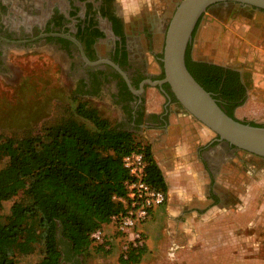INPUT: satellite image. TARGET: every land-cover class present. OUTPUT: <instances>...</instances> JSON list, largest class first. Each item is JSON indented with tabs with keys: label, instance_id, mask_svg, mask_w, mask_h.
Masks as SVG:
<instances>
[{
	"label": "crops",
	"instance_id": "crops-1",
	"mask_svg": "<svg viewBox=\"0 0 264 264\" xmlns=\"http://www.w3.org/2000/svg\"><path fill=\"white\" fill-rule=\"evenodd\" d=\"M173 1L178 3L168 0L167 9ZM120 3L131 33L134 27L149 22L152 39L161 40L163 23L169 16L168 10H160L163 0H120ZM206 34L202 30L200 38L204 37L210 46L209 40L217 37L212 33L205 37ZM261 54L247 63L237 56L243 80L248 84L245 100L234 111L238 119L264 121ZM215 57L226 64L234 62L232 57L227 60L223 52H217ZM146 103L148 117L137 131L138 138L150 148L162 171L168 200L143 225L148 229L143 228L147 242L140 259L170 257L183 259V264H244L245 259H264L260 256V248L264 247L262 159L218 140V135L178 100L166 95L159 98L153 91ZM104 228L110 235L105 246L106 259L117 264L121 259L119 239L113 234L112 225ZM164 252L168 256L162 257Z\"/></svg>",
	"mask_w": 264,
	"mask_h": 264
},
{
	"label": "trees",
	"instance_id": "trees-1",
	"mask_svg": "<svg viewBox=\"0 0 264 264\" xmlns=\"http://www.w3.org/2000/svg\"><path fill=\"white\" fill-rule=\"evenodd\" d=\"M186 62L195 78L235 116V108L245 96H235L223 83L237 82V72L228 70L224 80L222 67L194 62L189 47ZM165 88L174 97L169 84ZM234 89L240 90L236 85ZM47 131L44 136L0 134V163H4L0 167V264H19L18 257L36 252L42 258L35 264H62L69 251L75 258L92 247L102 248L91 234L109 225L113 215L123 210L114 196L126 195L128 171L123 157L132 151L145 155L146 180L167 192L150 148L135 138L134 131L113 124L88 103L77 104L72 114ZM20 193L29 203L15 204L12 213L3 218L4 201ZM145 248L130 249L127 258L121 255V263L140 262Z\"/></svg>",
	"mask_w": 264,
	"mask_h": 264
},
{
	"label": "flooded vegetation",
	"instance_id": "flooded-vegetation-1",
	"mask_svg": "<svg viewBox=\"0 0 264 264\" xmlns=\"http://www.w3.org/2000/svg\"><path fill=\"white\" fill-rule=\"evenodd\" d=\"M232 5L219 4L206 11L194 30L188 46L189 55L194 62L222 67L224 80L229 75L228 70L237 72L238 81L229 83L225 80L224 88H228L235 96L246 97L248 84L243 80L238 57H242L247 63L253 62L261 53L264 55V10L235 4L247 7L255 14L253 21L237 22L238 20L229 19L232 17L229 10ZM206 14H210V18H206ZM223 18L232 21L229 22L231 24H226L227 21L222 20ZM204 24H209L213 29H218L215 25H220V35L237 26L247 28V38H236L238 45L226 51V59L230 60L232 57L233 60L236 59L235 63L226 64L215 59L216 57L213 58V55L199 57L190 54V46L196 33ZM149 27V22L141 23L131 33L119 0H0V72L5 66L4 60L11 47L31 52L47 49L68 62L76 95L88 100H109L121 114L120 125L124 129L132 128L137 132L148 117L144 110L147 101L145 93L153 85L147 82L142 93L137 91L143 81L161 79L164 72L162 68L158 75L149 73L147 64L140 58L139 40L154 41ZM251 36L256 38L254 46L258 49L252 54H242L241 47L250 42ZM162 56L158 55L157 60L163 67ZM118 67L129 77L135 91ZM165 85L153 87L160 94L174 99ZM234 85L240 90L235 91ZM141 118L143 121L138 124ZM242 151L264 162V157Z\"/></svg>",
	"mask_w": 264,
	"mask_h": 264
},
{
	"label": "rangeland",
	"instance_id": "rangeland-1",
	"mask_svg": "<svg viewBox=\"0 0 264 264\" xmlns=\"http://www.w3.org/2000/svg\"><path fill=\"white\" fill-rule=\"evenodd\" d=\"M179 1L180 0L177 2ZM168 3V0H163L162 7L160 8L163 12L165 10L169 12V16L163 23L164 33L161 40H154L152 42L147 39L139 40L140 58L147 64L148 72L154 75H158L162 71V63L157 60V56L159 55L161 57L163 55L166 30L177 6L176 2L173 1L171 7L167 9L166 5ZM119 4L123 12L120 0ZM145 10L147 9H143L144 12H146ZM229 10L232 16L229 17V19L232 18L233 21L238 20L237 22H250L253 21L255 16L249 8L240 7L235 4L230 6ZM141 12L142 10H140V13ZM219 15H221V13H219ZM205 17L210 18V14H206ZM229 19L223 18L222 20H226L227 22L225 23L230 25L231 23L229 22L232 21ZM215 26L218 29H213L209 24H204L203 28L198 30L190 46V54L193 53L199 57L213 55V58H215L217 52H223L225 54L226 51L238 45L239 42L236 38L241 36L247 38L245 33L247 28L245 27L243 29L237 26L236 28L225 30L224 33L220 35V30H222L220 29L221 26H218V24ZM202 30H204L205 33L207 32L205 37L210 36L211 33L214 37H217L216 40H209L210 46L212 45L211 47L208 46L209 43L207 41L205 42L204 37L200 38ZM203 35L205 34L203 33ZM255 39L254 36H251L250 42L243 44V47H241L242 54H252V52L258 49L254 46L256 42ZM229 44L232 45L230 46ZM151 49L153 51H151ZM234 50L231 52H234ZM211 51L214 52L212 53ZM4 61L5 66L0 72V134L22 137L29 132L44 136L48 133L47 128L56 124L61 118L72 114L77 104L82 102H86L90 106L97 108L102 116L108 118L113 124L120 125L121 114L118 110L114 109L109 100H88L76 95L74 78L69 72L70 66L60 55H55L47 49H36L35 52H31L11 47L7 51ZM153 91L157 92L159 98L162 97L158 89L155 90V87L149 86L145 93L146 100ZM144 110L145 112L149 110V105H147V103L144 105ZM240 120L248 123L254 122L264 126V121L256 122L247 117ZM131 130L134 131L132 128ZM134 136L139 141V136L136 131H134ZM3 164V162L0 163V167H2ZM17 203L28 204L29 201L22 193L5 200L2 210L3 218L12 213L13 206ZM144 226H142V229L148 230L147 227ZM150 236H152L151 233ZM106 244H103L102 248L99 249L92 247L85 255H77L75 258H73L71 254L72 251H69L68 256L62 259V264H113L114 260L106 259L108 254V250L105 247L107 246ZM64 246L66 248V245ZM118 248L121 254L122 249L120 246ZM166 255L167 253L164 252L162 257ZM260 256L264 258V247L260 248ZM41 258V254L36 252L28 256L18 257L17 262L19 264H35ZM168 258L169 259H145L143 261L140 260V262H143L142 264H183L181 262L183 259ZM117 262V264H119L120 261L117 260ZM244 264H264V259H245Z\"/></svg>",
	"mask_w": 264,
	"mask_h": 264
},
{
	"label": "water",
	"instance_id": "water-1",
	"mask_svg": "<svg viewBox=\"0 0 264 264\" xmlns=\"http://www.w3.org/2000/svg\"><path fill=\"white\" fill-rule=\"evenodd\" d=\"M219 4H241L264 10V0H180L166 30L161 58L164 77L143 81L137 92L142 93L147 82L153 86L169 84L171 92L179 103L216 133L218 140L264 157V126L252 125L236 116H231L220 105L214 94L195 78L187 66L188 46L199 20L209 8ZM121 72L131 89L135 91L129 77L122 70Z\"/></svg>",
	"mask_w": 264,
	"mask_h": 264
},
{
	"label": "built area",
	"instance_id": "built-area-1",
	"mask_svg": "<svg viewBox=\"0 0 264 264\" xmlns=\"http://www.w3.org/2000/svg\"><path fill=\"white\" fill-rule=\"evenodd\" d=\"M123 165L128 171L125 181L126 195L114 196L122 203L123 210L113 215L110 225L117 234L122 249L121 255L128 256L130 249L146 246V235L142 226L150 219L153 211L167 202L168 194L155 188L147 180V161L141 151H132L123 157ZM105 228L91 234L95 244H106L110 238Z\"/></svg>",
	"mask_w": 264,
	"mask_h": 264
}]
</instances>
